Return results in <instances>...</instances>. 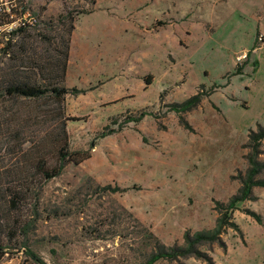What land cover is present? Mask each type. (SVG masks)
<instances>
[{
    "label": "rangeland",
    "instance_id": "obj_1",
    "mask_svg": "<svg viewBox=\"0 0 264 264\" xmlns=\"http://www.w3.org/2000/svg\"><path fill=\"white\" fill-rule=\"evenodd\" d=\"M150 1L101 3L102 9L114 5L115 14L124 12L118 15L127 33L130 27L139 32L136 55L145 54L150 44L152 62L135 55L128 36L90 63L93 75L80 85L87 93L69 94L65 106L67 116L75 118L68 126L70 149L90 151L91 158L68 165L44 186L27 248L19 237L0 264H36L30 252L45 264H146L158 244L182 246L187 232L212 230L219 217L217 203H227L242 187L249 169V132L264 125V90L254 66L260 58L264 66V50H257L264 47V0ZM22 2L35 21L12 36V60L0 55V74L8 64L30 66L31 52L18 51L24 36L36 55H51L68 36L70 20L60 15L68 10L77 17L94 9L93 0ZM246 48L248 60L237 64ZM25 70L21 67L33 82H55L51 69L44 71L45 81L38 70ZM148 76L150 87L144 82ZM199 92L205 96L194 110L180 115L169 109ZM20 101L12 111L24 120V111L34 112L35 105ZM13 103L7 100L0 111ZM41 103L48 104L43 110L53 109L52 100ZM141 111L149 115L126 123ZM6 117L13 119L9 112ZM55 126L56 121L49 122L42 132L52 133ZM39 134V127H33L24 138ZM258 160L264 163V141ZM259 178L264 179V170ZM109 186L120 191L104 190ZM31 210L32 204L27 205L21 214ZM247 212L259 215L262 223ZM232 221L239 230L227 229L218 243L199 247L196 256L155 264H264V188H254L252 199L237 205Z\"/></svg>",
    "mask_w": 264,
    "mask_h": 264
},
{
    "label": "trees",
    "instance_id": "obj_2",
    "mask_svg": "<svg viewBox=\"0 0 264 264\" xmlns=\"http://www.w3.org/2000/svg\"><path fill=\"white\" fill-rule=\"evenodd\" d=\"M92 4L95 7L97 0H93ZM24 10L26 9L24 8ZM92 11L81 12L77 14V17L89 14ZM77 17H74L73 13L68 10L60 15L61 20H70L68 36L62 38L61 49H59V45H56L51 55H44L45 58L36 55V49L32 45L28 47L29 43H26L28 36H24L23 43L18 47V51L22 52L21 54L26 55L31 52L27 56L30 66H21L26 69L25 71H28V69L38 70L41 80L45 81L48 77H45L44 71L51 69V74H56V77H54L55 82L49 84L33 82L26 72H21L20 66L14 64H8L1 69L0 98L2 100L0 101V107L9 99H12L14 103L9 110L4 106L0 111V261L5 255L8 245L19 237L24 241L22 247L27 248L28 245L25 243V239L29 236L31 230L35 228L34 222L39 216V202L44 186L51 180L60 177L68 165H79L91 158L90 151H71L68 126L75 118L67 116L65 106V99L69 94L78 95L84 92L66 86L71 38L75 30ZM27 27L20 28L14 35L18 32H26ZM42 39L48 42L51 41L47 37H42ZM11 48L8 45L3 53L4 56H9L10 61L13 55V49L10 50ZM34 55H36V59ZM254 66L256 71L258 68L257 61L254 62ZM147 82L150 83V80L148 79ZM203 96L205 94L199 92L182 103L169 105V109L180 115L188 113L202 103ZM20 100L35 105L34 112L24 111V120L21 119L22 114L20 112L12 111L13 107L21 102ZM44 100L53 101L52 110H43V107L48 106L47 103H41ZM8 112L13 116V121L6 117ZM147 115L149 114L146 111H141L138 117L127 118L126 123H139ZM48 116H51V119ZM20 121L22 123L17 128ZM53 121H56L54 132L44 134L42 131L49 122ZM114 122L116 124V120ZM181 122L187 125L183 116H181ZM33 127H39L42 134L36 136L34 140L24 138V131H28ZM102 135L106 136L108 134L104 133ZM263 141L264 125L257 124V128L251 129L248 136L247 147L251 149V153L248 156L249 169L242 179V187L227 203H217L216 210L219 217L216 226L209 231L194 234L187 232L182 246L166 247L158 244L146 264L196 256L199 254V247L218 243L227 229L239 230L238 225L232 221V213L237 210L239 203L252 199L254 188H264V179L259 178L264 170V163L258 160ZM28 144H30L29 147H27ZM35 183L38 188H36ZM104 190L120 191L119 188L112 189L110 186L104 188ZM31 204L30 214L26 216L21 214L24 208ZM247 213L259 223H262L259 215L254 212ZM30 253L36 264H45L36 254Z\"/></svg>",
    "mask_w": 264,
    "mask_h": 264
},
{
    "label": "crops",
    "instance_id": "obj_3",
    "mask_svg": "<svg viewBox=\"0 0 264 264\" xmlns=\"http://www.w3.org/2000/svg\"><path fill=\"white\" fill-rule=\"evenodd\" d=\"M113 1L116 2L119 0ZM147 2L148 0H143V3H145V5L152 4L150 3V0L149 3ZM101 3H104L103 0H97V4L94 7L93 11L89 14L78 16L81 18L79 20L77 18L75 23V30L71 38L69 64L66 76V86L68 88H77L84 91L83 93L75 96L87 93L88 90L81 89L80 85H83L85 81H90V76L93 75V73L89 70L90 63L95 60H101L99 59V56L102 52H110L111 50L115 49L116 46L123 45V43L127 39H129L128 36H130V38H133L131 40L132 42L130 48L135 51V55L136 52L141 50L139 49L141 45V42L139 40V32H137L135 28L130 27L131 29L129 30V33H127V26L125 24V21L120 20L119 18L118 14L124 12L118 10L119 13L115 14V9H112L114 5L111 6L112 8L109 6L110 8L102 9ZM109 4L110 2L108 3V5ZM88 17L92 18L88 19L89 23L83 25V20ZM105 28H107V31H110L112 29V33H108ZM259 32L260 27H257V33ZM110 38L113 39L111 40ZM136 41L140 42L138 47H136L135 45L137 43ZM251 44L255 45V40H252L250 42V45ZM248 50L249 48H246V50L241 51V53L248 52ZM257 50H264V47ZM145 51V54L136 56H146L147 59H150L152 62V57L154 56L153 47L148 44L145 46ZM260 62L261 67L260 69H257L256 74L257 81L261 82L260 84H258V86L261 88V90H264V77H262L264 76V66L261 58ZM148 65L149 67H151L152 63H148ZM258 76L262 77V79H258ZM148 79L150 80V83L147 82ZM144 82L147 87H150L153 84V79L151 76H148L144 78Z\"/></svg>",
    "mask_w": 264,
    "mask_h": 264
},
{
    "label": "built area",
    "instance_id": "obj_4",
    "mask_svg": "<svg viewBox=\"0 0 264 264\" xmlns=\"http://www.w3.org/2000/svg\"><path fill=\"white\" fill-rule=\"evenodd\" d=\"M34 18L28 10H24L21 0H0V55L11 42L12 36L20 28L33 25ZM262 38H260V41ZM248 52L237 55L236 62L244 63L248 60Z\"/></svg>",
    "mask_w": 264,
    "mask_h": 264
}]
</instances>
